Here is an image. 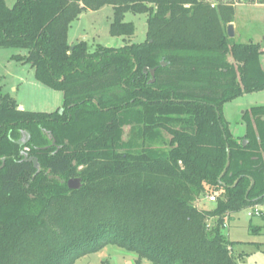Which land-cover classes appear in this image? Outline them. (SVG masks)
<instances>
[{"label":"trees","instance_id":"16d2710c","mask_svg":"<svg viewBox=\"0 0 264 264\" xmlns=\"http://www.w3.org/2000/svg\"><path fill=\"white\" fill-rule=\"evenodd\" d=\"M105 6L112 37L133 36L126 13L147 15L145 42L70 47L71 24ZM234 16L207 0H0V49L63 98L26 111L0 90V264H74L107 246L135 264H240L224 222L264 202V107L244 113L241 138L222 107L264 91V71L259 45L230 43ZM207 196L215 208L198 209Z\"/></svg>","mask_w":264,"mask_h":264},{"label":"rangeland","instance_id":"374dc122","mask_svg":"<svg viewBox=\"0 0 264 264\" xmlns=\"http://www.w3.org/2000/svg\"><path fill=\"white\" fill-rule=\"evenodd\" d=\"M8 8L13 7L16 0H4ZM217 3H258L259 0H207ZM113 19V11L105 6L98 11H86L74 21L68 31L67 43L70 47L78 42H84L91 53L97 45L106 48H121L126 44H141L146 40L147 15L126 13L124 22L132 23L135 31L129 38L112 37L109 27ZM234 37L229 38L231 44H257L261 55L259 64L264 71V6H237L234 16ZM20 54L12 49H0V90L9 95L17 103L24 105L26 111L54 112L63 104L62 94L58 91L41 87L34 79L33 71L28 65L17 63L11 58ZM48 92V93H47ZM264 107V92L243 95L222 107V116L228 123L229 133L233 137L243 134L244 124L242 114L251 108ZM128 129H124L126 140ZM210 196L202 197L195 202L200 210H212L216 200L210 201ZM255 207V206H253ZM252 207V208H253ZM260 216L249 218V209L242 210L226 217L224 234L232 243L231 251L236 257H241L240 264H264V202L256 206ZM254 209V208H253ZM136 255L123 249L107 246L101 251L85 256L74 264H135ZM143 264H148L143 262Z\"/></svg>","mask_w":264,"mask_h":264},{"label":"water","instance_id":"95a60500","mask_svg":"<svg viewBox=\"0 0 264 264\" xmlns=\"http://www.w3.org/2000/svg\"><path fill=\"white\" fill-rule=\"evenodd\" d=\"M227 36H228V38H233L234 37V29H233V25L232 24H229L227 26ZM162 65H164V64H162ZM150 74L153 77L154 70H151L150 71ZM53 144H54V142H53ZM243 145H245V141H243ZM226 151H227L226 165H225V168H224L222 174L220 175L218 181L221 180V178L223 177V175L225 174V172H226V170H227V168L229 166V150H228V148L226 149ZM22 155H23L25 161H27L29 163H32L33 166H34V168L38 169V163H37V160L35 158L28 157V155L26 153H22ZM0 169H1V167H0ZM253 185H254V182L251 180V184H250L249 188L247 189L245 196L248 195V193L252 189ZM67 187L70 190H77V189H79L80 188V181H79V179H71V180H69L67 182Z\"/></svg>","mask_w":264,"mask_h":264},{"label":"crops","instance_id":"0c3cea01","mask_svg":"<svg viewBox=\"0 0 264 264\" xmlns=\"http://www.w3.org/2000/svg\"><path fill=\"white\" fill-rule=\"evenodd\" d=\"M258 5H263L264 6V4H258V3H252V4H246V3H239V4H237V5H235V8L237 7V6H258ZM234 22V21H233ZM232 25H233V27H234V23H232ZM32 70V69H31ZM33 71V70H32ZM33 74H34V72H33ZM41 87H43V86H41ZM262 92H264V91H262ZM48 93V92H47ZM17 103V102H16ZM18 104V107H19V109L20 110H25V107H24V105H22V104H20V103H17ZM244 115V113L242 114V116ZM241 121H242V118H241ZM243 122V121H242ZM244 124V123H243ZM245 124H244V130H243V134L242 135H240L238 138H241V137H243L244 136V134H245ZM234 138H236V137H234ZM233 252V251H232ZM240 254V256L241 257H238V259H239V263H240V261H242V258H243V253H239Z\"/></svg>","mask_w":264,"mask_h":264},{"label":"built area","instance_id":"2783aa9c","mask_svg":"<svg viewBox=\"0 0 264 264\" xmlns=\"http://www.w3.org/2000/svg\"><path fill=\"white\" fill-rule=\"evenodd\" d=\"M209 200H210V201H215V198H214V197H210ZM253 208H254V209H253ZM253 208L249 209V211L247 212V216H248L249 218H253V217H258V216H260V212H259V210L257 209V207L255 206V207H253Z\"/></svg>","mask_w":264,"mask_h":264}]
</instances>
